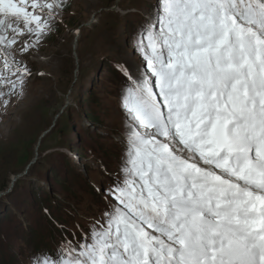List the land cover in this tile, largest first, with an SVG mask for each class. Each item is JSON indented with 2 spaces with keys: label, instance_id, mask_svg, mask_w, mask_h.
<instances>
[{
  "label": "snow or ice",
  "instance_id": "snow-or-ice-1",
  "mask_svg": "<svg viewBox=\"0 0 264 264\" xmlns=\"http://www.w3.org/2000/svg\"><path fill=\"white\" fill-rule=\"evenodd\" d=\"M70 7L0 0V115ZM128 48L99 214L29 264H264V0H156Z\"/></svg>",
  "mask_w": 264,
  "mask_h": 264
},
{
  "label": "rangeland",
  "instance_id": "rangeland-1",
  "mask_svg": "<svg viewBox=\"0 0 264 264\" xmlns=\"http://www.w3.org/2000/svg\"><path fill=\"white\" fill-rule=\"evenodd\" d=\"M70 3L29 59L25 95L0 115V264H29L54 250L61 226H86L103 205L97 189L110 182L101 165L115 172L121 155L115 66L130 59L129 38L156 0Z\"/></svg>",
  "mask_w": 264,
  "mask_h": 264
},
{
  "label": "trees",
  "instance_id": "trees-1",
  "mask_svg": "<svg viewBox=\"0 0 264 264\" xmlns=\"http://www.w3.org/2000/svg\"><path fill=\"white\" fill-rule=\"evenodd\" d=\"M57 229H58V228L55 227V230H57ZM52 230H53V225H52V227H51L50 234H52V235L55 236V237H57V235L60 234L59 230H57V232H55V231L53 232Z\"/></svg>",
  "mask_w": 264,
  "mask_h": 264
}]
</instances>
